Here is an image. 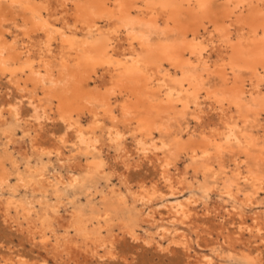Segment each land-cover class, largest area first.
I'll return each mask as SVG.
<instances>
[{"label":"bare ground","instance_id":"6f19581e","mask_svg":"<svg viewBox=\"0 0 264 264\" xmlns=\"http://www.w3.org/2000/svg\"><path fill=\"white\" fill-rule=\"evenodd\" d=\"M136 10L173 41L128 30ZM0 79L14 90L0 104V217L50 254L36 264L114 261L120 239L193 264H264V212L247 211L264 192V0H0ZM143 164L154 178L132 177ZM216 190L223 202L198 216Z\"/></svg>","mask_w":264,"mask_h":264},{"label":"rangeland","instance_id":"374dc122","mask_svg":"<svg viewBox=\"0 0 264 264\" xmlns=\"http://www.w3.org/2000/svg\"><path fill=\"white\" fill-rule=\"evenodd\" d=\"M76 1L77 0H68V4H73ZM16 14H18V12H16ZM20 20H21L20 18H17L15 21L10 20V21H6L3 23V31L6 32L5 37L8 41H11L14 36H19L18 35L19 29L21 26L23 27V22H22V20L21 21ZM131 20H132V23H131L132 25L129 26L128 30H130V27H133V29L135 31L143 32L145 34V36H147L149 38V40H151V42L155 43V41H157L158 37H163L164 42L168 41L171 43L173 41V37L175 35L173 31L168 30L166 32L164 30V27H162V26H159L157 29L152 27V26H149V27L146 26L142 22V15L140 12H138V10L133 11L131 13ZM14 22H16V23H14ZM100 24L102 25L103 23H100ZM24 26H25V24H24ZM211 30H212V27H210V26H207L206 31H203L201 29L199 32L198 38H200V39L206 38L208 33ZM205 32H207V33H205ZM7 36H8V38H7ZM191 37L192 36H189L188 39H190ZM205 56H206V54H205ZM211 59H212V61L214 60V55L212 56ZM211 59H210V62H211ZM53 63H55V62H53ZM58 68H56V67L53 68L52 78H54V79L59 77ZM199 74L201 75V80H199V81H201L203 83L204 90L210 91V89H211V92H217L219 94L220 90L226 87L221 82L220 78L216 75V73H213L211 69L206 70L204 66L200 65L196 68V75H199ZM241 76H242V78L244 77L245 79H248V75H246V74L245 75L242 74ZM48 77L50 78L49 75H48ZM47 80H49V79H47ZM92 86L93 87L97 86V84L96 85L92 84ZM6 92L10 93L8 97L11 98V96H13L14 90L10 89L8 91L5 80L0 79V104L4 102ZM246 98H248V97H246ZM251 106H252L251 107L252 109L258 108L257 106H255L253 104ZM260 119H261V124L264 125V115H261ZM193 123H194L193 121H190V124H189V126H190L189 131L190 132L193 130V126H194ZM47 129L49 131L47 130L45 135L47 133H54L56 136L58 135V126H54L52 128L50 126H48ZM18 131H17V137L20 136V130H18ZM260 135H262L261 132H260L259 136ZM45 138H46V136H45ZM130 141L131 140L128 139L127 143H130ZM257 142L261 146L264 147V138L262 136L259 137ZM1 143H2V141H0V150L2 147ZM73 149H74V147H73V144L71 142L67 143L65 145V151L68 154L70 152H72ZM10 150H12V149H10ZM225 159H226L227 163L230 164L228 156H226ZM181 166H182V162H179V167H181ZM140 167L137 169H134L135 174H132V177H134L135 179L138 178V179H147V180H150V179L155 177L151 168H149L145 164H143ZM218 193H219V191L216 190L214 193H211L208 198H204L201 200V202L199 201L196 204V207L198 206L196 208V209H198L197 210L198 216H200L202 214L203 203H206L208 206H211L212 203H214L216 201H218L220 203L223 202L221 200V198L218 196ZM243 193H244V191L240 192V197L243 196ZM184 194H186V192ZM184 194H182V196ZM214 194H216V195H214ZM177 197L179 198L181 196L179 195ZM177 197H174V198H177ZM0 198H1V196H0ZM214 198H215V201H214ZM216 199H218V200H216ZM204 201H206V202H204ZM256 203L257 204L252 205L254 207L251 206L250 208H247V211L250 213V214L248 213L249 215H251L252 213H256V212L257 213H263L264 212V192L263 191H259L258 195L256 196ZM224 206L227 207L224 210L230 209V204L227 203V205L224 204ZM253 208H255V209H253ZM220 221L224 222L225 220L220 219ZM198 222H200V220H198ZM217 223H219V221H217L216 223H213V224L215 226H217ZM144 225L146 227V224H143L142 228L145 230ZM225 225L227 226V223ZM228 227H230V226L228 225ZM232 228H235V226H233ZM213 241H214V238L211 241H208V240L205 242L200 241L199 242L200 245L198 247L196 246L198 251L195 248L196 249L195 254L206 255V254H208V252L210 253V251L206 245H209ZM243 241H246V240H243ZM165 245H166V243H164V246ZM240 246H241V248H240ZM253 246H254V244L251 247H253ZM243 247H244V244H241L238 246L239 249H244L247 252L248 250L246 249V247H244V248ZM117 249H118V258L116 260H114V261H103L99 264H187V263L193 264L192 262L194 260V259H189L181 250H179V248H176V250L170 249L168 251H161L160 252V251L155 250L153 247L142 248L139 243L134 242L133 244H130V243L123 241L121 239H120L119 244L117 245ZM203 251L205 252V254ZM260 252H261V259L264 262V251L261 247H260ZM191 255H193V254H191ZM0 256H1L0 262H2L3 260H5L7 258H8V260H11L15 257H23V259L29 263H31V261H32V263L35 261L34 264L40 262L44 258H47L48 260H50L49 259L50 254L46 253L43 249H40L39 247H35V246L30 245L24 236H22L21 234L16 232L15 227H12L10 229L9 226L3 221V219L1 217H0ZM49 262H51V261H49ZM79 263L80 264H88L87 261H85V260L83 261L82 258L79 259ZM91 264H96V263H91Z\"/></svg>","mask_w":264,"mask_h":264}]
</instances>
